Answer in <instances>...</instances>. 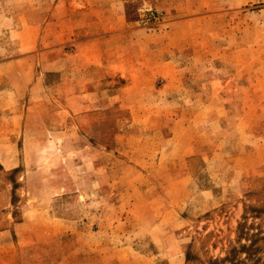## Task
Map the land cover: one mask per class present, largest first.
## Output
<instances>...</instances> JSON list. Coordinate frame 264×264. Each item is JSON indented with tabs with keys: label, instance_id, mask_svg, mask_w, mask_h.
Instances as JSON below:
<instances>
[{
	"label": "rangeland",
	"instance_id": "obj_1",
	"mask_svg": "<svg viewBox=\"0 0 264 264\" xmlns=\"http://www.w3.org/2000/svg\"><path fill=\"white\" fill-rule=\"evenodd\" d=\"M0 264H264V0H0Z\"/></svg>",
	"mask_w": 264,
	"mask_h": 264
}]
</instances>
